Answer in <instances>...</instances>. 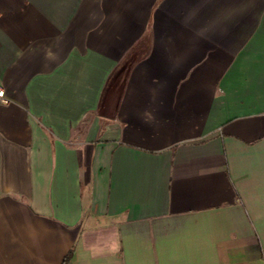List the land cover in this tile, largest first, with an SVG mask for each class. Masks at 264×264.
I'll return each instance as SVG.
<instances>
[{"label": "crops", "instance_id": "obj_1", "mask_svg": "<svg viewBox=\"0 0 264 264\" xmlns=\"http://www.w3.org/2000/svg\"><path fill=\"white\" fill-rule=\"evenodd\" d=\"M0 264H264V0H0Z\"/></svg>", "mask_w": 264, "mask_h": 264}, {"label": "built area", "instance_id": "obj_2", "mask_svg": "<svg viewBox=\"0 0 264 264\" xmlns=\"http://www.w3.org/2000/svg\"><path fill=\"white\" fill-rule=\"evenodd\" d=\"M0 103L1 104H7L8 103L6 96H5V92L3 89H1V87H0Z\"/></svg>", "mask_w": 264, "mask_h": 264}, {"label": "trees", "instance_id": "obj_3", "mask_svg": "<svg viewBox=\"0 0 264 264\" xmlns=\"http://www.w3.org/2000/svg\"><path fill=\"white\" fill-rule=\"evenodd\" d=\"M68 258H69V256L65 257V259H64L63 262H62V264H66Z\"/></svg>", "mask_w": 264, "mask_h": 264}]
</instances>
